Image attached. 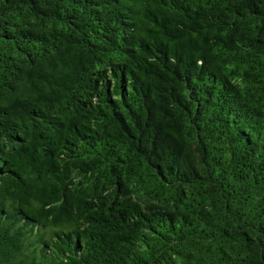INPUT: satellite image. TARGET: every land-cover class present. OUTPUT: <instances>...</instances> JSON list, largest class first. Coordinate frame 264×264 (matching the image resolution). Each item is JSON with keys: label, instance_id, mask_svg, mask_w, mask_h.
Returning a JSON list of instances; mask_svg holds the SVG:
<instances>
[{"label": "trees", "instance_id": "trees-1", "mask_svg": "<svg viewBox=\"0 0 264 264\" xmlns=\"http://www.w3.org/2000/svg\"><path fill=\"white\" fill-rule=\"evenodd\" d=\"M0 264H264V0H0Z\"/></svg>", "mask_w": 264, "mask_h": 264}]
</instances>
